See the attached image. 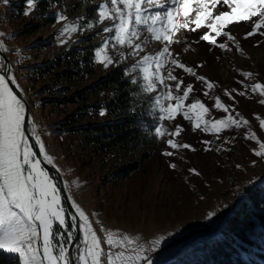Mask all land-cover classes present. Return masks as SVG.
Instances as JSON below:
<instances>
[{"label":"rangeland","instance_id":"obj_1","mask_svg":"<svg viewBox=\"0 0 264 264\" xmlns=\"http://www.w3.org/2000/svg\"><path fill=\"white\" fill-rule=\"evenodd\" d=\"M17 2L19 0H8L7 3L0 0V33L5 34L0 37V41H3L7 49L2 52L9 61L21 93L29 103L30 119L33 123L28 129L33 134L32 127H35V135L39 136L48 154L54 158L52 166L60 174L71 205L73 202L79 205L93 220V227L98 235H102L99 229L103 225L119 236L133 237L135 243L129 247H135L136 243L151 246L155 239L165 237L158 250L149 253L154 264H168L185 248L202 239L218 235L224 221L245 198L246 192L264 184V159L257 158L252 152V149H259L256 142L244 138L247 128H233L217 138L216 135L200 130L194 132L191 121L185 120L182 115H178L172 122L159 121L160 113L155 102L159 98L160 103L166 106L168 101L163 97L167 95L168 89L157 84L155 91H143L140 99L149 107L148 118L153 119L152 128L144 129L145 143L133 156V160L144 156V161L128 177L118 181L110 180V176L128 158H123V155L106 157L105 153L94 154L91 148L84 145L83 135L75 136L71 130L67 131L59 126L65 117L75 113L79 104L61 105L55 102L63 101L81 91H89L93 84L116 69H123L125 72L137 57H128L126 62L107 69L95 62L94 49L102 42L103 24L96 26L93 31L85 30L73 34L70 39L60 37L62 22H57L58 12L66 15L69 23L80 17L95 23V8L100 0H56L48 11L37 13L34 9L27 16L19 15L15 7ZM159 2L164 3V8L151 7L148 14L163 12L169 7L165 0ZM34 26L38 30L29 34L28 31H33ZM228 30L239 42L240 51L236 50L232 42H228L231 48L228 52L199 41L200 35L207 31L206 28L196 32L180 30L174 36V40L179 42L171 44L174 58L213 83L209 97L203 95L207 90L206 86L182 69L175 68L170 63L171 58H167L162 75L166 77L171 70L183 80L184 86L192 84L194 91L186 103L200 99L211 109L209 118L219 119L226 115L213 108L214 98L220 97L233 115L238 112L249 121L248 127L264 142V131H261L258 120L254 118L255 114L264 119V105L258 103L261 97L251 92L246 97L232 93L235 96L234 103L225 95V89L244 91L238 81L245 84L264 83V36L256 35L244 39V34L251 30V24L245 22L231 25ZM147 35L146 31H141L142 38ZM61 40L66 42L61 43ZM225 40L226 38L221 37L218 42L223 43ZM161 47L159 42L149 38L145 52L141 55L154 54ZM70 50L75 51L76 58L87 51L91 76L81 74L74 81L56 80L54 74L61 69H55L49 75H38L35 68L45 69L57 55H63ZM123 51L127 52L128 49ZM111 54L116 60L120 59L115 52ZM0 61H3L1 57ZM241 71L252 73V78L246 79ZM132 76H136L138 85L143 86L144 82L139 80L138 74L128 75L129 79ZM175 83L165 81V84L172 87L175 95H182V92L175 91ZM64 85L70 88L68 92L62 91ZM95 97L97 102L104 103L102 92ZM92 118V121H81L80 126L89 122L111 120L106 114ZM158 124H164L168 131H174L175 126L180 125L183 131L175 140L180 144H190L195 151L180 149L174 157L162 155V152L171 149L155 137L154 129ZM204 140L211 141L207 146L211 151H205L206 146L202 143ZM172 163L177 165L175 169L169 166ZM190 168L196 169L200 175L190 173ZM50 175L58 183L56 176ZM61 197L63 200L62 193ZM63 206L67 213L64 200ZM210 212H215L216 215L207 218ZM93 213L96 215L93 216ZM96 219L99 223H95ZM6 254L18 258L16 254Z\"/></svg>","mask_w":264,"mask_h":264},{"label":"snow or ice","instance_id":"obj_2","mask_svg":"<svg viewBox=\"0 0 264 264\" xmlns=\"http://www.w3.org/2000/svg\"><path fill=\"white\" fill-rule=\"evenodd\" d=\"M4 2L7 3L8 0ZM165 2L169 4L165 11L148 14L149 8H164V3L159 0H100L95 8V23L86 21L84 17L69 23L66 15L58 12L57 22H62L59 35L70 39L73 34L85 30L93 31L96 26L105 25L102 28L103 35L97 33L101 35L102 42L94 49L95 62L107 69L109 66L126 62L128 57H137L131 66L125 69V75L138 74L139 80L144 82L143 90L146 92L155 91L157 84L168 89L167 95L163 97L168 101L167 105H162L159 98L155 102L160 113L159 121L172 122L178 115H182L185 120L191 121L194 132L200 130L216 135L217 138L221 133L233 128H247L244 138L256 142L259 149H252V152L257 158L264 159V142L248 127L247 119L238 112L233 115L229 106L218 96L214 98L213 108L226 115L219 119L209 118L211 109L200 99L186 103L194 91L192 84L184 86L183 80L171 70L167 72L166 77L162 75L167 58H171L170 63L175 68L182 69L206 86L207 90L203 95L209 97L213 83L174 58L171 44L179 42L174 40V36L180 30L196 32L206 28L207 31L200 35L199 41L223 51H231L228 42H232L236 50L240 51L239 42L228 29L231 25L245 22L251 24V30L244 34V39L256 35L264 36V31H260L264 29V0ZM26 3L28 7L23 13L25 16L36 8V0H26ZM141 31H146L148 35L142 38ZM4 35L0 33V37ZM221 37L226 38L225 42H218ZM149 38L159 42L162 47L154 54L141 55L145 52ZM65 42L66 40H61V43ZM125 48L128 49L127 52L123 51ZM0 51H7L3 41H0ZM112 52L120 59L116 60ZM0 69V250L16 254L19 264H154L149 253L156 252L165 237L155 239L151 246L136 243L135 247H129L135 243L133 237L119 236L103 225L99 229L102 235H98L93 227V220L76 203H72L74 215L69 216L66 213L61 189L43 166L52 165L54 158L48 154L39 136L35 135L34 126L32 132L39 153L33 151L26 135L25 103L20 96L21 90L17 80L11 68L5 67L3 61H0ZM241 75L249 79L253 74L243 72ZM166 80L176 82L175 91L182 92V95H175L172 87L165 84ZM130 82L139 83L136 76H132ZM238 83L244 91L225 89V95L229 99L235 103L232 93L246 97L251 92L261 97L258 103L264 105V83ZM105 114V110L101 109L99 115ZM254 118L258 120L261 131H264V119L255 114ZM32 123L29 118L27 124ZM182 131L180 125H176L174 131H168L164 124L155 127V137L171 149L162 152V155L174 157L180 149L195 151L190 144H180L175 140ZM202 143L206 146L205 151H211V148L207 147L211 141L204 140ZM37 155L42 157V160L38 159ZM169 166L173 169L177 167L174 163ZM188 171L200 175L196 169L190 168ZM215 215V212H210L207 218ZM95 223H99V220L96 219Z\"/></svg>","mask_w":264,"mask_h":264},{"label":"trees","instance_id":"obj_3","mask_svg":"<svg viewBox=\"0 0 264 264\" xmlns=\"http://www.w3.org/2000/svg\"><path fill=\"white\" fill-rule=\"evenodd\" d=\"M55 1L38 0L36 12L48 11ZM15 7L19 15H22L27 7L26 0H19ZM33 29L28 33L32 34L38 27L34 26ZM74 54L75 51L70 50L57 55L45 69L35 68L36 72L38 75H49L55 69H61L54 77L56 80L66 81H74L81 74L91 76L87 51L78 58ZM130 81L123 69H116L93 84L89 91H81L63 101L55 102L61 105L79 104L75 113L65 117L59 126L67 131L71 130L75 136L83 135L84 145L91 148L94 154L105 153L106 157L123 155V158H128L110 176V180L126 178L140 167L144 156L135 160L133 156L146 141L144 129L152 128L153 119H149L147 114L149 107L140 100L143 86ZM69 89L64 85L62 91L68 92ZM99 92L104 95V103L96 101L95 96ZM101 109L105 110L111 120L89 122L80 126V122L85 119L92 121V117L99 118ZM0 264L19 262L17 257L0 251ZM168 264H264V184L246 192L245 198L224 221L218 235L185 248Z\"/></svg>","mask_w":264,"mask_h":264},{"label":"water","instance_id":"obj_4","mask_svg":"<svg viewBox=\"0 0 264 264\" xmlns=\"http://www.w3.org/2000/svg\"><path fill=\"white\" fill-rule=\"evenodd\" d=\"M0 57L3 60L4 66L5 67H9V61H8L7 57L4 55V53L2 51H0ZM0 71H2V69H0ZM13 87H16V86H13ZM20 96L22 98V101L25 103L26 135L29 137V144L33 146V151L38 154L39 153V147L36 146L35 138L33 137V134L29 131V129H28L29 125L27 124V120L30 118V106H29V103H28L27 99L23 96L21 91H20ZM37 158L42 160V157H40L39 155H37ZM43 166L47 169V171L50 174H54L56 176V178L58 180V185H59V187L61 189V193H62V196H63L64 204L66 206L67 214L69 216L74 215V210H73L72 205H71V203H70V201H69V199H68V197L66 195V192L64 190L60 174L58 173V171L52 165L43 164ZM73 251H75V249H73Z\"/></svg>","mask_w":264,"mask_h":264},{"label":"bare ground","instance_id":"obj_5","mask_svg":"<svg viewBox=\"0 0 264 264\" xmlns=\"http://www.w3.org/2000/svg\"><path fill=\"white\" fill-rule=\"evenodd\" d=\"M240 25H242V24H240ZM248 27H249V25H248ZM246 28V27H245ZM240 34H241V32H240ZM190 40V39H189ZM173 50V49H172ZM182 50V49H181ZM228 52H230V51H228ZM184 54V53H183ZM232 54V53H231ZM228 58V57H227ZM231 58V57H230ZM225 59H226V57H225ZM229 60V59H228ZM227 60V61H228ZM244 60V59H243ZM229 63V62H228ZM241 73H242V71H241ZM229 74V73H228ZM234 77V76H233Z\"/></svg>","mask_w":264,"mask_h":264}]
</instances>
